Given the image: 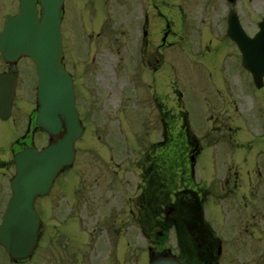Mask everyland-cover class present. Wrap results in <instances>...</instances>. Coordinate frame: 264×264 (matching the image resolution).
<instances>
[{
	"label": "flooded vegetation",
	"instance_id": "af4514ba",
	"mask_svg": "<svg viewBox=\"0 0 264 264\" xmlns=\"http://www.w3.org/2000/svg\"><path fill=\"white\" fill-rule=\"evenodd\" d=\"M18 2L10 0L14 8ZM68 8L70 23L84 21L90 38L119 42L130 27L133 42H159L158 52L167 42H185L187 64L176 98L179 134L161 120V138L151 144L155 152L144 158L128 199L119 200V166L85 180L86 254H68V261L231 264L233 239H264V76L255 81L242 66L227 32L229 13L252 38L264 20V0H70ZM0 64V73L18 75L17 64L1 58ZM12 116L0 121V145ZM37 133L27 115L10 152ZM8 165L0 158V170ZM63 256L57 255L59 264Z\"/></svg>",
	"mask_w": 264,
	"mask_h": 264
},
{
	"label": "rangeland",
	"instance_id": "374dc122",
	"mask_svg": "<svg viewBox=\"0 0 264 264\" xmlns=\"http://www.w3.org/2000/svg\"><path fill=\"white\" fill-rule=\"evenodd\" d=\"M13 10L10 0H0L1 14H8ZM68 25L69 27H65L67 32L70 29L65 41V64L74 74L79 90V103L83 107L82 117L89 125L75 143L77 150L74 166L59 176L47 197L40 198L43 209H51L53 206L57 216L44 212L42 242H39L38 252L27 264H59L55 257L58 254L65 255L60 264H83L67 259L68 254L74 253L77 258L86 254L82 230L89 208L86 206L88 190L83 180L88 179L89 174L97 169L120 166L119 197L132 195L138 177L134 170L140 160L141 149L138 147H147L149 139H159V127L157 124L152 125L153 121L148 119V113L151 118H156L157 112L149 105L147 96L157 90L158 94L169 95L168 107L174 105L173 88L182 85L187 73L185 48L181 42H174L171 52H164L166 64L161 63L160 69L155 64L158 71L154 74L156 81H153L150 72L142 73L133 59V49L137 42H131L132 33L126 31L121 42H95L88 39L84 31H79L81 29L75 24L68 22ZM20 69L22 71L16 98L20 107L19 116H23L24 111L29 112L34 108L36 78L32 65L28 68L21 64ZM151 73H154L153 70ZM21 124L22 121L16 119L14 123L4 126L7 132L1 146L6 147L10 143ZM151 131L155 137L150 138ZM46 143V136H39L36 146L40 148ZM109 148L119 151V155L111 157L113 153ZM2 170L5 172L8 168ZM2 174L5 173H0ZM67 204L71 206L70 210ZM38 211L42 218V211ZM69 211H72L69 216L64 215ZM53 224L57 228L53 229ZM241 235L243 237L242 233ZM235 246L231 250V264H264V239L243 237L235 241ZM0 264H11L1 249Z\"/></svg>",
	"mask_w": 264,
	"mask_h": 264
},
{
	"label": "water",
	"instance_id": "95a60500",
	"mask_svg": "<svg viewBox=\"0 0 264 264\" xmlns=\"http://www.w3.org/2000/svg\"><path fill=\"white\" fill-rule=\"evenodd\" d=\"M63 0H39L41 16L34 0H20L19 14L7 20L0 36V53L9 63L29 57L36 67V125L53 145L41 153L33 149L16 155V177L12 198L0 227V244L11 259L26 258L35 244L37 216L33 208L36 195L46 194L62 168L72 165L73 144L83 129L74 106L72 81L61 65V8ZM253 42H242L243 56L251 69L264 74V24ZM15 76L0 75V115L9 114L14 98ZM64 130V132H62ZM154 264H176L170 260Z\"/></svg>",
	"mask_w": 264,
	"mask_h": 264
}]
</instances>
